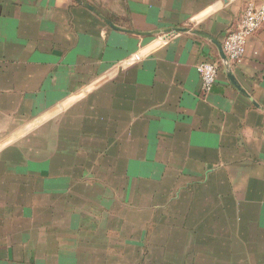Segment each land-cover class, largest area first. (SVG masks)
Here are the masks:
<instances>
[{
	"label": "crops",
	"instance_id": "crops-1",
	"mask_svg": "<svg viewBox=\"0 0 264 264\" xmlns=\"http://www.w3.org/2000/svg\"><path fill=\"white\" fill-rule=\"evenodd\" d=\"M248 1L0 0V264H264V25L193 32Z\"/></svg>",
	"mask_w": 264,
	"mask_h": 264
},
{
	"label": "built area",
	"instance_id": "built-area-1",
	"mask_svg": "<svg viewBox=\"0 0 264 264\" xmlns=\"http://www.w3.org/2000/svg\"><path fill=\"white\" fill-rule=\"evenodd\" d=\"M264 25V1L250 0L246 3L238 25L229 30L222 41L229 66L243 61L249 38ZM205 92L211 90L219 74V66L212 61H202L197 66Z\"/></svg>",
	"mask_w": 264,
	"mask_h": 264
},
{
	"label": "water",
	"instance_id": "water-1",
	"mask_svg": "<svg viewBox=\"0 0 264 264\" xmlns=\"http://www.w3.org/2000/svg\"><path fill=\"white\" fill-rule=\"evenodd\" d=\"M108 21V20H107ZM108 23L115 27V25L113 23H111L110 21H108ZM189 28L187 27H180V28H177V31H187ZM193 32L195 34H199V35H202V36H205L207 38H210L213 42H215V44L218 46V49H219V52H220V56L222 58V60L224 61V63L226 64V66L228 68H230L229 64H228V59H227V56L225 54V51L223 49V45L221 42H219L217 39L213 38L211 35L207 34V33H204V32H201V31H198V30H193ZM229 77L232 81V83L238 88V90H240V92H242L243 94H245L246 96H248L249 98H251V100L256 104V102L253 100V98L246 92L245 89H243L234 79L233 75L231 72H229ZM257 105V104H256Z\"/></svg>",
	"mask_w": 264,
	"mask_h": 264
}]
</instances>
